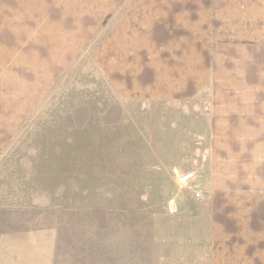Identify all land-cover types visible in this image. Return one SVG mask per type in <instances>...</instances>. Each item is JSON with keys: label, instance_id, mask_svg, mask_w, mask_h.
<instances>
[{"label": "rangeland", "instance_id": "obj_1", "mask_svg": "<svg viewBox=\"0 0 264 264\" xmlns=\"http://www.w3.org/2000/svg\"><path fill=\"white\" fill-rule=\"evenodd\" d=\"M165 5L0 0V264L149 260L199 140Z\"/></svg>", "mask_w": 264, "mask_h": 264}, {"label": "crops", "instance_id": "obj_2", "mask_svg": "<svg viewBox=\"0 0 264 264\" xmlns=\"http://www.w3.org/2000/svg\"><path fill=\"white\" fill-rule=\"evenodd\" d=\"M163 2L186 11L185 34L173 35L178 62L162 69L185 75L177 103L194 107L199 140L146 264H264V0Z\"/></svg>", "mask_w": 264, "mask_h": 264}, {"label": "built area", "instance_id": "obj_3", "mask_svg": "<svg viewBox=\"0 0 264 264\" xmlns=\"http://www.w3.org/2000/svg\"><path fill=\"white\" fill-rule=\"evenodd\" d=\"M192 177H193V174H188V175L183 176L180 180L181 182H185V181L190 180Z\"/></svg>", "mask_w": 264, "mask_h": 264}]
</instances>
